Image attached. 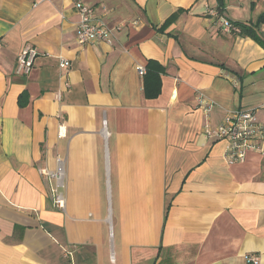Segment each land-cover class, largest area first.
Instances as JSON below:
<instances>
[{"label": "crops", "instance_id": "1", "mask_svg": "<svg viewBox=\"0 0 264 264\" xmlns=\"http://www.w3.org/2000/svg\"><path fill=\"white\" fill-rule=\"evenodd\" d=\"M84 1L109 43H77L71 0H0V264H264V148L229 164L203 134L232 109L264 122V48L209 12L255 24L264 0ZM58 160L63 209L39 172Z\"/></svg>", "mask_w": 264, "mask_h": 264}, {"label": "built area", "instance_id": "2", "mask_svg": "<svg viewBox=\"0 0 264 264\" xmlns=\"http://www.w3.org/2000/svg\"><path fill=\"white\" fill-rule=\"evenodd\" d=\"M74 9L78 14L77 23V43L80 45L111 41L114 28L99 16L95 15V10L84 0H71ZM212 15L217 16L221 28L227 33L236 31L237 27L225 18L218 16L217 11H209ZM38 51L31 45H25L17 56V70L20 73L28 74L33 66V61ZM69 62L60 59L59 66L65 68ZM139 74L143 75L145 69L139 67ZM198 102L203 108L204 113L208 116L213 106L212 102L207 100L201 93L198 94ZM204 137L211 141L225 140L228 147L225 157L229 164L243 162L248 152H261L264 148V122L257 120L253 109H232L227 111L222 120L215 126L211 127L209 123L204 125ZM58 168L54 171L42 168L40 174L47 180H54L51 187L52 202L58 209L64 208L63 195V171L62 162L57 161ZM249 264H260V258L256 254L247 256Z\"/></svg>", "mask_w": 264, "mask_h": 264}, {"label": "trees", "instance_id": "3", "mask_svg": "<svg viewBox=\"0 0 264 264\" xmlns=\"http://www.w3.org/2000/svg\"><path fill=\"white\" fill-rule=\"evenodd\" d=\"M181 12H183V9H178L172 13L162 24V27H166L171 24ZM261 23H264V13L258 17L255 24L239 21L234 22L233 24L237 27V29L233 32V34L241 37H250L264 48V39L258 34V27ZM161 70V67L154 62L149 61L147 63L143 83V90L146 97H155L159 94L160 80L158 75Z\"/></svg>", "mask_w": 264, "mask_h": 264}]
</instances>
